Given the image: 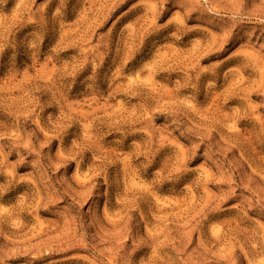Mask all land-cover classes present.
I'll use <instances>...</instances> for the list:
<instances>
[{"label": "rangeland", "instance_id": "374dc122", "mask_svg": "<svg viewBox=\"0 0 264 264\" xmlns=\"http://www.w3.org/2000/svg\"><path fill=\"white\" fill-rule=\"evenodd\" d=\"M0 264H264V0H0Z\"/></svg>", "mask_w": 264, "mask_h": 264}]
</instances>
